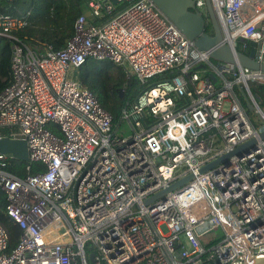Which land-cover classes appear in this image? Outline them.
Here are the masks:
<instances>
[{"label": "built area", "instance_id": "built-area-1", "mask_svg": "<svg viewBox=\"0 0 264 264\" xmlns=\"http://www.w3.org/2000/svg\"><path fill=\"white\" fill-rule=\"evenodd\" d=\"M195 6L205 13L204 0ZM213 6L226 41L241 50L255 41L264 61V0ZM30 15L0 13V35L15 39ZM89 60L121 66L126 86L140 87L119 123L74 77ZM10 68L0 90V138L24 139L26 169H43L19 177L0 153L2 211L20 230L9 251L0 222V264H248L264 257V104L249 89V82L264 86V72L215 63L151 0H86L62 48L15 42ZM251 139L241 156L200 172ZM189 174L164 199L146 202Z\"/></svg>", "mask_w": 264, "mask_h": 264}, {"label": "trees", "instance_id": "trees-1", "mask_svg": "<svg viewBox=\"0 0 264 264\" xmlns=\"http://www.w3.org/2000/svg\"><path fill=\"white\" fill-rule=\"evenodd\" d=\"M85 1L6 0L0 2V13H20L25 9L31 10V22L15 33V39L0 35V90L11 81L12 44L15 42L29 46L48 44L53 49L62 48L72 35L74 20L83 12ZM209 30L207 26L206 31ZM74 77L96 95L100 104L110 113L113 121L118 123L121 121V109L126 107L140 91V87L126 86L124 69L109 61L89 60L74 71ZM120 88L123 89L122 96L118 92ZM249 89L264 104V86L249 82ZM233 90L244 103L245 93L241 87L234 85ZM53 130L58 133L56 128L53 127ZM10 165L11 171L19 177L43 169L40 164H30V168L26 169V162L12 159ZM3 204L4 194L0 190V222L8 229L10 236L8 250L10 251L17 244L20 230L16 224L7 219L2 211Z\"/></svg>", "mask_w": 264, "mask_h": 264}, {"label": "water", "instance_id": "water-1", "mask_svg": "<svg viewBox=\"0 0 264 264\" xmlns=\"http://www.w3.org/2000/svg\"><path fill=\"white\" fill-rule=\"evenodd\" d=\"M113 1L116 2V0ZM151 1L198 50L208 52L209 58L215 63L225 67L238 64L241 67L264 72V61L259 62L255 56L256 47L259 46L258 43L249 40L248 50H241L226 41L221 23L213 6V0H204L205 13H202L196 8L195 0ZM207 26H209V31H206ZM206 67V64L199 65V68L202 69ZM210 78L213 82L216 81V77L213 73H210ZM118 92L120 96H122L123 89L120 88ZM255 98L258 99V96L255 95ZM246 106L249 110L253 108L251 103H247ZM261 136H264V132H262ZM252 145H254L253 139L235 147L224 156L218 157L202 166L200 172L213 168L220 163L228 164L232 155L237 154L241 156L242 152L247 151ZM0 153L12 160L26 162L29 159L27 144L24 139L9 137L0 138ZM192 177V174H189L173 182L166 189L151 195L146 202L150 203L159 198L164 199L167 193L186 184ZM89 259H93V253L89 255ZM248 264H264V257H257Z\"/></svg>", "mask_w": 264, "mask_h": 264}, {"label": "rangeland", "instance_id": "rangeland-1", "mask_svg": "<svg viewBox=\"0 0 264 264\" xmlns=\"http://www.w3.org/2000/svg\"><path fill=\"white\" fill-rule=\"evenodd\" d=\"M227 108V102L225 103V109ZM126 127V126H125ZM125 134H128V130L124 132Z\"/></svg>", "mask_w": 264, "mask_h": 264}]
</instances>
